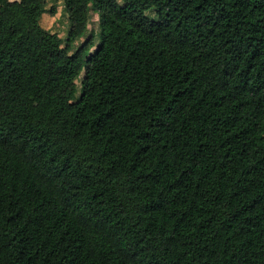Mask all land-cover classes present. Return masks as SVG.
I'll return each mask as SVG.
<instances>
[{"label": "trees", "instance_id": "16d2710c", "mask_svg": "<svg viewBox=\"0 0 264 264\" xmlns=\"http://www.w3.org/2000/svg\"><path fill=\"white\" fill-rule=\"evenodd\" d=\"M63 4L0 0V264H264V0Z\"/></svg>", "mask_w": 264, "mask_h": 264}, {"label": "rangeland", "instance_id": "374dc122", "mask_svg": "<svg viewBox=\"0 0 264 264\" xmlns=\"http://www.w3.org/2000/svg\"><path fill=\"white\" fill-rule=\"evenodd\" d=\"M51 9H54V13H51ZM153 17V14H150ZM41 25L44 29L55 33L61 39L66 37L69 29V23L64 11L63 0H46V13L43 14ZM93 31L95 34V45L98 42L99 30H98V16L94 12L90 11L88 21V33ZM83 39L74 44L76 48Z\"/></svg>", "mask_w": 264, "mask_h": 264}]
</instances>
